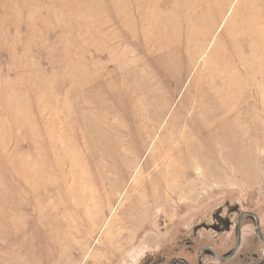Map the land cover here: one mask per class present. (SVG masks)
Wrapping results in <instances>:
<instances>
[{
  "label": "rangeland",
  "instance_id": "1",
  "mask_svg": "<svg viewBox=\"0 0 264 264\" xmlns=\"http://www.w3.org/2000/svg\"><path fill=\"white\" fill-rule=\"evenodd\" d=\"M263 43L264 0H0V264L155 262L233 208L264 229ZM189 118L211 152L141 203Z\"/></svg>",
  "mask_w": 264,
  "mask_h": 264
},
{
  "label": "flooded vegetation",
  "instance_id": "2",
  "mask_svg": "<svg viewBox=\"0 0 264 264\" xmlns=\"http://www.w3.org/2000/svg\"><path fill=\"white\" fill-rule=\"evenodd\" d=\"M228 214L236 217L230 218L220 211L212 214V221H202L192 229L184 240L185 245L179 247L180 254L168 256L161 255L154 262V255L146 258L150 264H264V229L260 216L253 211H239L233 208ZM252 225L251 240L244 242V223ZM201 234L199 231H201ZM232 245L224 252H220L215 245L223 241H231ZM178 250V249H177ZM169 255H171L169 257ZM188 255L193 256L190 257Z\"/></svg>",
  "mask_w": 264,
  "mask_h": 264
},
{
  "label": "bare ground",
  "instance_id": "3",
  "mask_svg": "<svg viewBox=\"0 0 264 264\" xmlns=\"http://www.w3.org/2000/svg\"><path fill=\"white\" fill-rule=\"evenodd\" d=\"M151 1L154 2V0H149V3H151ZM262 50H261V57L256 58V60H254L251 64H255L257 63L258 65L256 66L257 69L259 70V72H261V75L258 76L259 80H262V82L264 83V43L262 44ZM243 62L242 59H240ZM234 59H230L228 58L227 61L225 62H221L218 61V65L219 66H228L229 64H232L231 62H233ZM241 63V62H240ZM218 65H215V70L219 71L221 68H218ZM249 65V63H248ZM246 68H244V70H238L235 67H233V71H234V76L231 75L233 78L232 81H234V79L236 77L239 76V74L241 72H243L244 75H248L251 73V68L252 66H247L245 63ZM255 77V76H254ZM257 77V75H256ZM230 85V82L227 81V85ZM194 120H191V118H189V121L185 124L182 125L180 128L181 134L179 136V139L183 141L182 145H177V150L176 152L179 150H182L183 148L186 149V154H184V151H181L179 153H174L172 150H170V155H169V160L167 161L166 164H164L163 162L158 163L156 167L153 168V170H151V173L144 179V188L142 190V195L140 202L143 203V201H152L154 199H156V193L157 192H162L163 188L162 187H166V188H170L169 186H171L173 183L175 182H179L182 181L183 178H186L189 176L190 172H191V167H192V162L189 161V157L196 154L198 155V153L200 152L201 155L203 156H208L207 154L209 152H211V149H208L210 147H207L206 145H202L203 150H201L198 146H200L198 143H193L192 140L190 139L189 134L191 133L190 129H192V124H193ZM191 126V128H190ZM245 128H248V125H244ZM244 127H241V130L244 129ZM193 130L197 131L200 130V126L197 125L194 122V128ZM211 135L213 134V131L211 132ZM222 145L223 147H225V142L224 139H221ZM180 143V141H179ZM197 147V148H196ZM198 149V150H197ZM243 159V160H242ZM241 159V163L243 164H247L248 163V155H245L242 157ZM239 162V161H238ZM179 164H181L182 167L179 166ZM141 173V171L139 172V174ZM138 174V175H139ZM145 193V194H144Z\"/></svg>",
  "mask_w": 264,
  "mask_h": 264
}]
</instances>
